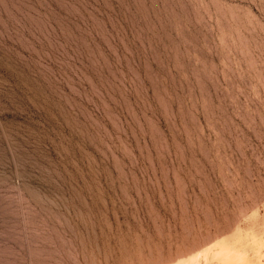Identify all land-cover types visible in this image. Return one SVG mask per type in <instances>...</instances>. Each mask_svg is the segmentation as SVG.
<instances>
[{"label": "rangeland", "instance_id": "1", "mask_svg": "<svg viewBox=\"0 0 264 264\" xmlns=\"http://www.w3.org/2000/svg\"><path fill=\"white\" fill-rule=\"evenodd\" d=\"M242 232L264 0H0V264H174Z\"/></svg>", "mask_w": 264, "mask_h": 264}, {"label": "bare ground", "instance_id": "2", "mask_svg": "<svg viewBox=\"0 0 264 264\" xmlns=\"http://www.w3.org/2000/svg\"><path fill=\"white\" fill-rule=\"evenodd\" d=\"M235 235L227 237L228 240L231 242V239H233L231 237H235ZM233 240L235 242L233 241L234 244L232 243V245L228 241L227 245L226 241L223 242L224 244L221 241V244L216 243L217 249L213 245L215 246V251L212 252L209 250L205 251V249L204 251L199 250L201 255L204 252L203 259L199 257L200 255H198L197 251L188 258H180L181 260H177L174 264H199V258L202 259V262H200L202 264H264V254L261 255L259 253V250L264 245V232H242V235Z\"/></svg>", "mask_w": 264, "mask_h": 264}]
</instances>
